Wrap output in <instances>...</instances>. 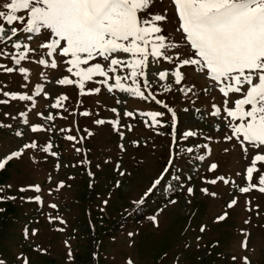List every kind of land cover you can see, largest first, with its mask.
<instances>
[{
  "label": "rangeland",
  "instance_id": "374dc122",
  "mask_svg": "<svg viewBox=\"0 0 264 264\" xmlns=\"http://www.w3.org/2000/svg\"><path fill=\"white\" fill-rule=\"evenodd\" d=\"M6 2L9 0H0V11ZM165 10L168 20L161 24L162 34L167 42L181 45L168 49L167 54L175 58L179 53L184 58L191 49L176 31L174 6L170 0H156L152 11L164 14ZM5 26L7 30L9 26ZM13 26L18 30L22 27L18 23ZM18 36V42L28 43L36 52L16 65L12 55L17 50L12 48V41L6 45L0 42L5 53L0 55V65L4 66L0 67V100L8 101L0 103V160L33 141L37 148L23 149L20 158L12 159L0 169V189H3L0 191L3 197L0 199V261L3 264H23L25 259L29 264H127L128 260L133 264H245V258L247 264H264V193L258 187L248 193L239 191L240 187L248 186L246 169L256 150L246 144L249 149L246 156L235 138L225 139L232 134L226 113L222 109L220 117L209 114L213 104L222 106L224 97L209 78L195 71L194 66H185L182 69L185 83L195 85L193 92L185 96L178 91L180 86L173 83L168 93L162 85L171 80L158 81L152 73L169 70L172 65L162 58H149V90L177 114L173 143L171 127L168 128L171 114L162 105L158 107L151 98L141 99L115 88L110 93L106 85L96 82L103 77L84 80L85 93L95 88L100 89L99 93L82 95L75 84L60 85L56 81L63 76L79 78L67 73L68 65L64 63L67 57L54 56L56 69L36 63L38 58L52 59L46 57V50L38 47L47 42L45 30L40 34L18 31ZM28 36L32 39L27 40ZM120 58L128 56L121 54ZM95 62L106 63L97 58L90 64ZM6 67L16 70L8 73ZM19 67L28 69L27 80L18 71ZM114 75L129 76V70L120 68L117 73L109 74ZM112 83L114 79H109V84ZM122 83L126 87L134 86L130 78ZM137 83L144 92L139 79ZM23 84L27 87H22ZM38 84L43 89L40 95L35 93ZM4 92L31 95L35 107L33 101H13ZM61 95L68 98L61 102V107L52 108L51 104ZM236 98L239 94H231L229 107ZM113 108L119 116L111 111ZM191 109L203 117L198 118V114L195 117ZM124 110L133 112L134 117L124 116ZM85 111L88 116L82 115ZM149 111L164 112L160 119L165 126L147 127L145 122L150 121L141 113ZM47 115H52L53 120H46ZM25 118L28 124L23 123ZM116 119L120 120L119 131L107 123ZM96 120L106 123L98 125ZM34 124L47 131L31 132ZM17 127L22 128L19 139L13 136ZM187 130L197 135L184 139ZM69 135L76 139L67 140ZM142 139L144 145L133 144ZM49 143L50 152H43ZM190 144L194 145V152L188 153ZM205 144L207 149L202 147ZM200 156L204 159H199ZM197 163L201 168L196 170ZM213 163L218 167L209 171ZM257 166L264 172V167ZM166 167L168 171L161 183L145 197L144 193ZM120 171L125 175L121 176ZM220 176L229 183L217 179ZM258 176L259 173L254 174L253 183L258 182ZM212 179H217V183H207ZM61 182L62 188L58 187ZM30 185H38L41 191H19ZM188 188L193 189L192 194ZM202 189H207L208 194ZM37 195L42 202L29 199ZM142 198L143 205L132 211L138 204L135 202ZM233 199L237 203L229 208L227 205ZM52 204L57 207H50ZM225 212L227 218L217 222L216 218ZM246 238L247 247H242ZM69 251L71 258L67 255Z\"/></svg>",
  "mask_w": 264,
  "mask_h": 264
},
{
  "label": "snow or ice",
  "instance_id": "6c2138e0",
  "mask_svg": "<svg viewBox=\"0 0 264 264\" xmlns=\"http://www.w3.org/2000/svg\"><path fill=\"white\" fill-rule=\"evenodd\" d=\"M155 3L156 0H9L2 5L4 10L0 11V20L4 21L0 23V42L6 45L7 42L12 41V48L17 50L16 54L12 55V60L16 65H20L21 61L28 59L29 54L35 53L36 49L28 43L18 42V31L40 34L42 30H45L47 42L40 43L38 47L46 50V57L52 59L49 61L45 58H38L36 63L56 69L58 64L54 56L67 57L68 59L64 61L68 65L67 73L79 78L73 80L66 75L56 81L58 84H75L82 95L91 94V92L99 93V88L85 93L84 80L103 77L104 79L96 82L106 85L110 93L115 88L141 99L151 98L171 114L170 127L173 143L176 142V112L157 99L152 92L149 91L145 96L137 81L143 77L144 88H150L147 76L149 58L154 60L162 58L168 61L172 68L158 70L152 75L161 82L171 80V83L162 85L165 92L172 91L174 83L180 86L178 91L188 96L193 92L195 85L188 86L185 83L186 75L182 69L185 66H194V70L209 78L224 97L221 107L212 105L213 110L210 115L220 117L222 109L226 113L225 119H227L232 134L226 136L225 139L235 138L246 156L249 151L246 144L256 150V154L246 169L248 186L240 187L239 191L248 193L251 189L258 187V190L264 193V172H261L260 167L257 166L260 164L264 167V0H170V4L175 9L173 19L177 20L176 31L180 33L184 45L191 49V52L186 53L184 58H181L179 53L175 58L167 54L168 49L179 48L181 45L167 42V37L162 34L161 24L168 20L167 10L164 14L153 12L152 8ZM17 23L22 26L19 30L13 26ZM5 25L9 26L7 30ZM31 39L32 36L27 37V40ZM4 54L3 49H0V55ZM121 54H127L128 58H120ZM97 58L106 63L90 64ZM82 65H87V67H82ZM0 67L4 66L0 65ZM120 68L129 70V76H109L110 73H117ZM4 70L12 73L16 69L6 67ZM18 71L24 74V79L27 80L28 69L19 67ZM129 78L134 86L126 87L122 80ZM109 79H114V83L109 84ZM22 87H27V84H23ZM42 90V86L38 84L35 88L36 95H40ZM231 94H239V98L231 101L233 106L229 107ZM3 95L10 97L13 101H33V107H35L34 98L31 95L15 92H4ZM67 98L64 95L59 96L51 107H61V102ZM0 103H8V101L0 100ZM111 111L117 113L115 108ZM20 114L26 117V113L21 112ZM82 115L88 116L89 113L85 111ZM119 115L117 113V116ZM123 115L134 117L133 112L126 110ZM164 115L165 113L161 111L141 113V116L150 118L151 123L146 121L145 124L151 128L164 127L160 119ZM44 118L48 121L53 120L52 115ZM23 123L28 124V119L25 118ZM95 123L103 125L106 121L96 120ZM107 123L112 124L119 131V119L107 121ZM30 130L33 133L47 131L38 124L32 125ZM128 130H132L131 125L128 126ZM16 135L20 136L22 133L16 132ZM196 135L195 131L187 130L183 133V138L187 139ZM120 136L123 139L122 132ZM66 139L72 141L76 138L69 135ZM133 144L139 146L138 141H133ZM120 147L124 150L123 145ZM202 147L207 149L208 146L205 144ZM29 148H37V143L33 141L23 145V149ZM51 148L52 145L49 143L42 151L48 153ZM23 149L13 151L0 160V169H4L12 159L20 158ZM76 151L79 152L80 149L77 148ZM186 151L191 153L193 149L189 147ZM51 155L56 156L57 153L51 152ZM198 158L204 159L203 156ZM168 163L169 165L172 163L171 154ZM217 167L213 163L209 171H214ZM117 170H119V165H117ZM167 171L166 167L144 193L145 197L161 183ZM255 173H259L257 183H253ZM88 174L92 175L91 172ZM119 174L124 176L125 172L120 171ZM217 179L225 184L229 183L223 176ZM217 179L209 180L207 183L216 184ZM63 186V182L58 185L60 188ZM29 189L37 193L41 191L38 185H30L29 188H21L19 191L25 192ZM201 191L208 194L207 189ZM192 192L193 189L188 188V193L192 194ZM9 199H15V197H9ZM29 199L42 202L39 195ZM135 203H143V198ZM236 203L237 201L233 199L227 206L231 208ZM50 207L56 208L57 206L52 204ZM227 215L225 212L218 216L217 222L225 220ZM51 219L53 218L50 217ZM152 219L155 220V217ZM60 222L64 223L62 220ZM245 223L248 221L246 220ZM200 231L203 232L204 228L201 227ZM32 234L35 235V231ZM25 235L27 236V229ZM242 247H247V238L242 243ZM67 255L71 258V251ZM0 264L3 262L0 261ZM23 264H29V261L25 259ZM127 264H133V262L128 260ZM245 264H247V258H245Z\"/></svg>",
  "mask_w": 264,
  "mask_h": 264
}]
</instances>
